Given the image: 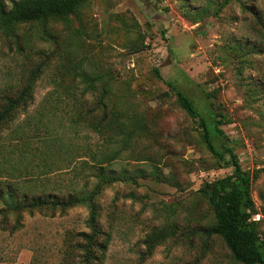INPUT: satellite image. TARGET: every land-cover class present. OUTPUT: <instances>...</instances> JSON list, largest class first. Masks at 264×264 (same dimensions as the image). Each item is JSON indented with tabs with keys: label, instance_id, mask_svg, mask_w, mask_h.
<instances>
[{
	"label": "rangeland",
	"instance_id": "rangeland-1",
	"mask_svg": "<svg viewBox=\"0 0 264 264\" xmlns=\"http://www.w3.org/2000/svg\"><path fill=\"white\" fill-rule=\"evenodd\" d=\"M16 32L32 52L20 55L13 38H0V98L23 71L45 63L29 117L14 122L25 136L17 146L28 142L38 152L47 137L64 145L67 152L32 158L34 178L50 190L90 193L100 186L98 220L111 233L102 264H243L221 237L208 234L214 213L201 193L232 173L229 155L211 154L166 80L230 119L221 128L255 175L254 218L264 236V0H87L68 16ZM58 96L64 105L49 129L35 127L38 110ZM100 98L110 115L125 113L119 120L132 133L128 143L92 129L102 116ZM105 155L115 157L98 163ZM94 164L109 176L95 177ZM8 215L16 225L17 213ZM88 218L86 205L54 216L23 212L18 230L0 226V264H82L75 246L86 243Z\"/></svg>",
	"mask_w": 264,
	"mask_h": 264
},
{
	"label": "trees",
	"instance_id": "trees-1",
	"mask_svg": "<svg viewBox=\"0 0 264 264\" xmlns=\"http://www.w3.org/2000/svg\"><path fill=\"white\" fill-rule=\"evenodd\" d=\"M85 1L87 0H0V38L8 40L13 38L17 52L29 56L32 52L29 41L24 40L21 43L16 36V28L19 25L68 16ZM44 68L45 63L41 62L30 70L23 71L20 82L7 85L6 92H3L0 98V226L3 229L10 228L14 232L22 226L23 212L42 210L45 214L54 216L58 211L76 205H86L89 209L87 223L91 231L82 233L86 243L75 247L81 249L79 257L82 264H102L109 248L111 233L102 231L98 220L95 197L100 186L90 193H81L74 188L62 194L61 189L50 190L45 186V182H37V178H34L36 173L32 168V158L38 156L44 157V160L51 153L67 152L64 145L53 141L52 137H47L44 139L43 148L38 147V152L29 149L28 142L24 143L25 147L17 146L18 141L25 136L22 135L23 127L14 122L20 114L26 113L29 117V109L35 101L36 81ZM26 71L27 74L24 73ZM156 75L162 78L159 69H156ZM166 83L175 93L180 106L201 127V139L211 154L219 160H224L229 155L227 162L232 167V173L206 183L201 189L202 196L208 201L214 213L213 222L209 224L207 230L208 234L221 237L236 261L243 264H264V236L259 231L260 220L254 218L259 212L252 193L255 175L243 168L239 155L230 145V137L221 128V124L231 122L230 119L222 113L216 115L211 101L201 108L177 83L171 80H166ZM64 93L71 95L69 91ZM59 104L64 105L63 97L58 96L55 100L44 103L38 110L33 125L38 127V123L41 122L48 130L49 123L56 117ZM97 105L103 110L102 116L98 122L91 124L92 129L100 135L104 134V130L110 131L107 132L110 140L122 136L121 142L128 143L132 133L128 131V125L119 120V116L125 113L112 109L110 115L105 109L107 104L103 98L98 100ZM117 123L119 125L114 127ZM9 145H11L9 152L13 147L19 151V155L11 157L7 151ZM27 152L28 155L25 154ZM114 157L115 155H105L98 163L108 162ZM92 169L93 175L98 179L109 176L104 173V166L94 164ZM10 211L17 213L16 225L14 223L10 225L8 215Z\"/></svg>",
	"mask_w": 264,
	"mask_h": 264
}]
</instances>
